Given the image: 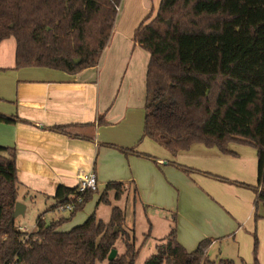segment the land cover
<instances>
[{
    "label": "trees",
    "instance_id": "1",
    "mask_svg": "<svg viewBox=\"0 0 264 264\" xmlns=\"http://www.w3.org/2000/svg\"><path fill=\"white\" fill-rule=\"evenodd\" d=\"M121 1L0 0V42L14 38L16 69L44 67L77 73L97 65ZM152 12L132 34V42L148 53L142 137L172 155L194 143L221 153L228 152L231 142L253 147L256 185H240L256 193V207L264 202V0H159L152 19L146 22ZM18 121L16 116L0 113L1 123ZM49 129L70 135L67 126ZM106 146L151 158L134 148ZM18 186L15 150L0 146V264H96L105 260L107 264H135L142 243L135 247L134 231L129 235L123 229V209L111 205L109 196L112 193V199L119 201L126 191L123 183L107 182L99 194L97 203L111 207L107 222L93 213L67 232L56 229L68 218L46 224L42 215L35 219L33 231H21L12 217ZM75 189L58 185L52 208L69 201ZM93 194L86 192L69 217L81 211ZM133 196L135 204L136 188ZM175 219L172 214L169 233L142 264H234L232 260H209V239L187 252L176 241ZM149 231L150 225L143 242ZM117 239L124 251L108 260ZM257 250L258 238L253 233V264H259Z\"/></svg>",
    "mask_w": 264,
    "mask_h": 264
},
{
    "label": "crops",
    "instance_id": "2",
    "mask_svg": "<svg viewBox=\"0 0 264 264\" xmlns=\"http://www.w3.org/2000/svg\"><path fill=\"white\" fill-rule=\"evenodd\" d=\"M152 3L157 8L159 0H122L97 65L74 74L44 67L16 69L14 38L0 42V113L20 120L0 122V146L15 150L17 201L25 210L30 204L53 214L57 186L76 187L79 176L92 171L103 189L107 182H121L133 196L136 188V203L125 195L129 207L122 208L131 230L133 212L126 218L127 207L134 211L140 206L145 219L151 220L149 237L159 238L153 237L155 241L169 233L175 214L176 241L187 252L209 239L208 259L234 264H253L256 233L258 262L264 264V202L255 207L256 193L240 185H256V150L231 142L228 152L221 153L194 143L172 155L142 137L148 53L132 42V34L153 11ZM52 126H67L70 135L54 132ZM107 144L134 148L151 158L124 154ZM100 192L76 212L78 220L56 230L67 232L93 213L96 216ZM45 212L46 224L59 219L46 218ZM154 219L163 225L159 234ZM34 225L31 230L19 227L30 232Z\"/></svg>",
    "mask_w": 264,
    "mask_h": 264
},
{
    "label": "rangeland",
    "instance_id": "3",
    "mask_svg": "<svg viewBox=\"0 0 264 264\" xmlns=\"http://www.w3.org/2000/svg\"><path fill=\"white\" fill-rule=\"evenodd\" d=\"M151 2V0H150ZM157 3V2H155ZM154 3H152V6L153 7V13H155L156 11V6L155 4L153 5ZM152 16V15H151ZM149 17V19L146 21V22H149L152 17ZM98 190L99 191H102L103 190V187L99 185L98 183ZM110 195V201H111V205H117L121 208H123L124 204L127 202L124 198H125V195H129L127 200H131L130 197H134V196H130V194L128 193L127 194V190L124 192L123 196L121 197L120 201L119 202H116L112 199V193L109 194ZM91 201V200H90ZM89 201V202H90ZM54 204V203H53ZM126 206H128L127 204H125ZM85 206V205H84ZM131 206V205H130ZM125 207V206H124ZM129 207V206H128ZM127 207V210H125L126 214V218H130L131 216V213L133 212V221H134V234H135V238H136V242H135V247H138L139 245H141L142 243V247L141 249L139 250L138 252V255H137V258H136V261H135V264H142L144 259L150 255L151 253H153L154 251V247L150 246V244H158L160 241H155L153 240V237L154 238H157L159 239L158 237L156 236H153V237H149L148 239H146L144 242H143V234H145L148 230V221L149 219H145V216L140 208V206H137L134 211L132 210H129V208ZM110 206L109 205H105V204H102L100 203L97 207V211H96V216L97 218L103 220V222H107L108 219H109V214H110ZM85 211V210H84ZM45 211H41V210H37L33 205H28L27 206V209L25 210V212L22 214V215H19L18 217L15 218V223L18 225V226H23L24 228H26L27 230H31L33 228V225L35 224V219L39 216V215H43ZM45 214H47V212H45ZM51 214V215H50ZM50 214H47L46 215V218H51V217H57V218H68L69 220H67V224H71L73 221L75 220H78V215L77 213L73 216V217H69V214L65 213V212H53L50 213ZM51 216V217H49ZM80 217H81V214H80ZM47 220V219H45ZM128 220V219H127ZM48 221V220H47ZM158 220H153V224L155 226V231L157 234H159L161 228H162V224L158 223L157 222ZM149 223L151 224V220L149 221ZM34 228H35V225H34ZM123 229L129 234L131 235V228L125 226H123ZM31 232V231H30ZM152 247V248H151ZM114 248L116 250V253L117 255H120L123 251H124V248H123V243L121 241V239H117L115 241V244H114ZM214 254V253H213ZM212 256V255H211ZM212 258V257H211ZM258 259V257H257ZM96 264H107L106 260L105 261H102V262H97Z\"/></svg>",
    "mask_w": 264,
    "mask_h": 264
},
{
    "label": "built area",
    "instance_id": "4",
    "mask_svg": "<svg viewBox=\"0 0 264 264\" xmlns=\"http://www.w3.org/2000/svg\"><path fill=\"white\" fill-rule=\"evenodd\" d=\"M75 188V192L69 201L54 208L56 212H65L69 214L74 211L76 206L83 202V196L86 192L98 193L99 190L95 174L90 171L84 175H80ZM19 229L21 230V227H19Z\"/></svg>",
    "mask_w": 264,
    "mask_h": 264
},
{
    "label": "water",
    "instance_id": "5",
    "mask_svg": "<svg viewBox=\"0 0 264 264\" xmlns=\"http://www.w3.org/2000/svg\"><path fill=\"white\" fill-rule=\"evenodd\" d=\"M74 62H75V63H78L79 60L77 59V60H75ZM24 210H25V206H24V204H22L21 202H18V201H17V202L15 203V206H14V210H13L12 217H13V218H16V217H18L19 215H22V214L24 213ZM115 256H116V250H115V249H112V250L109 252L108 256H107V259H108V260H112V259L115 258Z\"/></svg>",
    "mask_w": 264,
    "mask_h": 264
}]
</instances>
